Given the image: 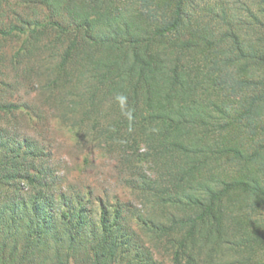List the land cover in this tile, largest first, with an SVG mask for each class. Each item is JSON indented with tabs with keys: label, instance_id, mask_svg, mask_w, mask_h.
Here are the masks:
<instances>
[{
	"label": "trees",
	"instance_id": "1",
	"mask_svg": "<svg viewBox=\"0 0 264 264\" xmlns=\"http://www.w3.org/2000/svg\"><path fill=\"white\" fill-rule=\"evenodd\" d=\"M42 1L54 11L65 1L69 12L74 5ZM100 2L93 17L80 5L73 12L82 31L62 61L88 49L85 66L96 82L88 105L101 110L104 102L109 111L97 118L88 108L82 119L92 122L106 151L149 157L156 167L144 185L156 190L157 212L166 219L143 226L155 232L157 248H169L172 264H264V0L253 1L244 32L229 1L157 0L153 9L123 17L110 10L112 2ZM101 116L107 122L100 128ZM138 145L144 151L135 152ZM16 157L0 154V264H72L81 244L87 264H124L129 249L146 247L117 221L119 212L108 220L104 208L99 234L88 239L82 213L74 220L61 212L54 222L45 203L21 214L24 226L7 185L22 178L33 185L36 176L23 174Z\"/></svg>",
	"mask_w": 264,
	"mask_h": 264
},
{
	"label": "rangeland",
	"instance_id": "2",
	"mask_svg": "<svg viewBox=\"0 0 264 264\" xmlns=\"http://www.w3.org/2000/svg\"><path fill=\"white\" fill-rule=\"evenodd\" d=\"M98 1L101 6L112 2L110 10L123 17L153 9L157 0H74L72 12L62 7L66 1L54 11L42 0H0V31L17 28L8 35L0 33V142H4L0 154L4 158L8 154L13 161L16 155L22 173L36 176L33 185H26L22 178L7 186L16 192L11 194L18 197L14 208L24 226L22 213L25 212L23 218L29 217V209L45 203L46 214L55 217L54 222L61 212L72 213L74 220L76 214L82 213L86 218L82 239H88L99 234L104 208L106 219L112 220L119 212L117 221L134 231L135 240L145 241L142 251L141 244L129 249L125 263L141 264L134 259L139 258L152 259L156 264H172L169 248H157L155 232L143 226L152 219H166V215L157 212L156 190L144 185L155 177L156 167L149 157L139 159L134 155L128 159L118 150L106 151L107 143L100 141L98 132L93 133L92 122L86 117L82 119L88 108L94 115L109 111L104 102L98 106L101 110L88 105L89 88L96 82L86 70L87 47L86 52H79L72 60L62 61L71 41L82 31L73 23V12L81 9L80 5L89 13L92 11L93 17L95 11L103 9L96 6ZM147 1L144 8L143 3ZM212 1L216 4L229 1L231 13L242 23L240 30L249 29L250 11L257 9L252 4L254 0ZM161 12L159 9L158 14ZM99 29L105 32L107 28L98 24ZM78 43V47L86 46L82 41ZM106 122L101 116L100 128ZM133 150L144 151L141 145ZM41 193H46L50 200L45 202ZM59 227H62L60 223ZM56 230L59 233L62 228ZM82 239L79 238L83 242ZM162 241L171 246L169 238ZM22 242L19 239L21 245ZM80 246L77 260L72 264H87L86 249ZM121 252L124 253L123 249Z\"/></svg>",
	"mask_w": 264,
	"mask_h": 264
}]
</instances>
